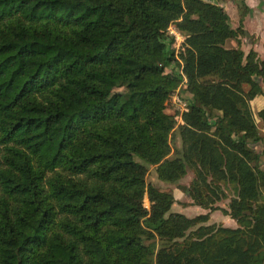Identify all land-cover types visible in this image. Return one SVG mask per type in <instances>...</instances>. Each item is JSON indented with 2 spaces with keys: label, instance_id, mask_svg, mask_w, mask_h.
Wrapping results in <instances>:
<instances>
[{
  "label": "trees",
  "instance_id": "16d2710c",
  "mask_svg": "<svg viewBox=\"0 0 264 264\" xmlns=\"http://www.w3.org/2000/svg\"><path fill=\"white\" fill-rule=\"evenodd\" d=\"M223 1L0 0V264H264V58Z\"/></svg>",
  "mask_w": 264,
  "mask_h": 264
},
{
  "label": "rangeland",
  "instance_id": "374dc122",
  "mask_svg": "<svg viewBox=\"0 0 264 264\" xmlns=\"http://www.w3.org/2000/svg\"><path fill=\"white\" fill-rule=\"evenodd\" d=\"M170 27L173 29V31H176L180 34V35L178 34L179 37H177V34H175V32H172L170 30ZM169 31L176 36L175 40H174V46L177 48V51H180L182 49V42L184 41L183 39H185V37H184L185 34L182 33V31H180L175 24H171L169 26ZM182 36H183V38H182ZM175 69L179 70V66H177L175 68L172 66L166 67L165 71L159 75L160 78L171 77L174 74ZM120 90H125V87H121ZM177 91L178 90L174 91L170 95L169 99L167 100L166 110L168 112H176L175 119L177 121H180L181 117L179 116V114L180 115L182 114V112H181L182 109L180 108L181 106L178 105L177 101L174 98V94ZM181 94H182V97L184 99H185V96L189 95V93L186 91H182ZM251 103H252L253 110L255 112L256 121H257L258 125L260 126L262 132L264 133V123L262 122V120L259 118V116L257 114V111H258L257 108L259 106L258 101L256 102V100H255L254 103L251 101ZM173 141H174V147H179L181 145V139L177 133L174 135ZM254 146H256L257 149H261V147H262L260 143H256V144H254ZM149 168L150 169H149V172L147 175L148 180L155 183L157 186H159L163 189H168V190L172 191L173 194L175 195V197H177L175 203L172 206V210H183L187 215H193V214L199 212V207H201V206L191 202L192 199L185 192V186H187L191 182V180L193 179V177L195 175L193 169L189 168L188 172L177 181H164V180H161L160 178H158L154 165L149 164ZM229 200H230V197L225 198V199L217 202L218 206L216 209L211 211L209 222H217V223H221L224 225H229L231 227H235L238 225L236 219L233 218L232 216H230L229 214H227L223 210V208L228 207ZM145 204H146V206H149V204H150V201L147 197L145 198ZM196 207H198V209Z\"/></svg>",
  "mask_w": 264,
  "mask_h": 264
},
{
  "label": "crops",
  "instance_id": "0c3cea01",
  "mask_svg": "<svg viewBox=\"0 0 264 264\" xmlns=\"http://www.w3.org/2000/svg\"><path fill=\"white\" fill-rule=\"evenodd\" d=\"M243 1L245 2V6L243 7L238 4V0L223 1V5L230 15L232 25L237 27L240 25L241 21L243 28V32H240L236 37L228 39L227 44L241 47L246 52L250 49H254L260 57L264 58V0ZM255 100L256 102L258 101L259 105L257 109L262 108L264 106V93L258 94L252 102L254 103ZM196 208L198 209V207ZM177 211L184 212L183 210ZM206 211H208V209L201 206L199 207L198 213Z\"/></svg>",
  "mask_w": 264,
  "mask_h": 264
},
{
  "label": "built area",
  "instance_id": "2783aa9c",
  "mask_svg": "<svg viewBox=\"0 0 264 264\" xmlns=\"http://www.w3.org/2000/svg\"><path fill=\"white\" fill-rule=\"evenodd\" d=\"M170 30L172 31V32H175V34H177V37H179V33L178 32H176V31H173V29L170 27ZM179 34V35H178ZM176 37V36H175ZM174 98H175V100L177 101V103H178V105H180L181 107V109H182V111L183 110H185V109H187V101L182 97V94H181V92L180 91H177L175 94H174ZM181 111V112H182ZM179 116L181 117V115L179 114Z\"/></svg>",
  "mask_w": 264,
  "mask_h": 264
}]
</instances>
